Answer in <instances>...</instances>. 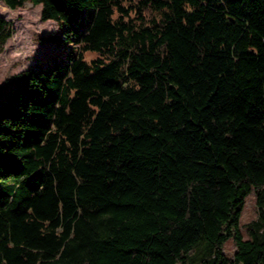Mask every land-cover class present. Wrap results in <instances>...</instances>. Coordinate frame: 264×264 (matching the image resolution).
Instances as JSON below:
<instances>
[{
    "label": "trees",
    "instance_id": "trees-1",
    "mask_svg": "<svg viewBox=\"0 0 264 264\" xmlns=\"http://www.w3.org/2000/svg\"><path fill=\"white\" fill-rule=\"evenodd\" d=\"M2 1L0 264H264V0Z\"/></svg>",
    "mask_w": 264,
    "mask_h": 264
},
{
    "label": "rangeland",
    "instance_id": "rangeland-1",
    "mask_svg": "<svg viewBox=\"0 0 264 264\" xmlns=\"http://www.w3.org/2000/svg\"><path fill=\"white\" fill-rule=\"evenodd\" d=\"M40 6L29 1L17 8H10L0 0V17L9 20L12 26L11 35L6 39L0 51V83L11 73L26 67L32 60L31 55L37 48V34L56 29L52 19L41 20ZM256 217L255 196L250 192L240 214V223L244 224ZM227 253L233 251V244H225Z\"/></svg>",
    "mask_w": 264,
    "mask_h": 264
}]
</instances>
